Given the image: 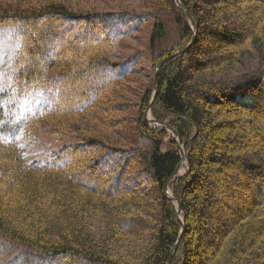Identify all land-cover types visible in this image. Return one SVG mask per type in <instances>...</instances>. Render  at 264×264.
<instances>
[{"label": "trees", "instance_id": "1", "mask_svg": "<svg viewBox=\"0 0 264 264\" xmlns=\"http://www.w3.org/2000/svg\"><path fill=\"white\" fill-rule=\"evenodd\" d=\"M73 2L0 4L3 252L9 264H167L182 223L164 186L181 155L146 111L158 62L193 28L175 0ZM181 3L196 39L159 71L151 110L188 161L170 183L185 223L171 264H264V0ZM145 28L146 49L122 57ZM39 134L48 148L32 161Z\"/></svg>", "mask_w": 264, "mask_h": 264}, {"label": "rangeland", "instance_id": "2", "mask_svg": "<svg viewBox=\"0 0 264 264\" xmlns=\"http://www.w3.org/2000/svg\"><path fill=\"white\" fill-rule=\"evenodd\" d=\"M25 1V0H24ZM71 2H73V0H70ZM118 1V2H117ZM120 1V2H119ZM123 1L125 0H75L76 3L73 2V4L75 6H78L80 9H92V10H104V9H117L118 7L121 6H127L129 5V2L127 3H123ZM17 2L21 3L23 2V0H0V4H8V5H15ZM190 21V20H189ZM169 32H171V36H176V26L173 25L170 27ZM147 33H148V29H141L138 33H136L135 38H133L132 40L129 41V45L128 47L121 53L122 57H126L129 55V53L133 52L136 49H146L147 46ZM1 32H0V73L2 72V70L4 69V64L9 60L10 58V52H6L2 49L3 47V38L1 36ZM167 44V43H166ZM170 44V43H168ZM167 44V45H168ZM6 46V44H5ZM7 47V46H6ZM142 69H144L143 71H140L139 73H141V75H139L140 77L142 75L145 76H150L149 71H150V62L147 59H143L142 60ZM143 79H147L142 77ZM149 79V78H148ZM257 122V121H256ZM259 122V121H258ZM243 124V123H242ZM250 126H253L252 124H249ZM248 126V125H243L242 127L244 129H246L248 132H250V134L254 133L252 128ZM48 127H40L41 130H45ZM258 136V134L255 133V137ZM253 137V136H252ZM251 143L253 145L256 144V140H250ZM48 148V139L46 138V136L39 134L38 137H33L31 139V143L28 144L27 149L24 151L25 155H28V157L32 160V161H39L40 159H42V156H44V152L46 151V149ZM5 148L4 146H2L0 144V158L3 156V154L5 153ZM188 163V161H187ZM187 163L186 164H181V167L178 171V173H185L187 170ZM217 165H213L212 169H214ZM212 174V172L210 173ZM215 178H220L219 175L214 174ZM170 188L172 189V187L170 186ZM249 191V190H248ZM250 192V191H249ZM9 243L7 242V239L4 238L1 234H0V255L1 253L4 251V249L6 250L5 247H9ZM14 247V246H12ZM16 248V247H14ZM17 249H20V251H23L22 247H19ZM9 256L6 255L4 252L3 254L0 256V264H9ZM11 264H21V262H18L16 260L11 261ZM24 264H27V262H25Z\"/></svg>", "mask_w": 264, "mask_h": 264}, {"label": "water", "instance_id": "3", "mask_svg": "<svg viewBox=\"0 0 264 264\" xmlns=\"http://www.w3.org/2000/svg\"><path fill=\"white\" fill-rule=\"evenodd\" d=\"M175 1H177V2L180 3V0H175ZM188 16L191 19V23L193 24V30L196 33L197 32V25L195 24L194 20L190 16V14H188ZM194 40L195 39L193 38L192 41L185 48H183L182 50L175 51L172 54L165 56L157 64L156 69H155V92L153 94L152 101L148 105L147 113H146V119L150 123H155L157 125L165 126L171 132V134L179 140V149H178V151L180 152V155H181V162H187L186 153H185V149H184V146H183V144H185V143H183V144L180 143V137H179V134H178L177 130L175 129V127H173L172 125L168 124L166 121L157 120V119H155V118L152 117V115H151V108H152V105H153L155 99L157 98V94H158V74H159V70L169 60H171V59H173L175 57H178V56L184 54L185 52H187L189 50V48L191 47V45L193 44ZM149 113H150V115H149ZM177 177H178V174H173L172 175L171 179H169V181L166 183V185L164 187V193H165V195L167 197H169L170 199H172L173 201H175L177 213H181V209H182L181 208L182 207L181 202L175 196H173L170 193V190H169V182H170V180L176 179ZM180 219H181V223H182V228L184 230L185 229L184 220H183V218H180ZM182 235H183V231L180 234V236L177 238V241L175 242V244H174V246H173V248H172V250L170 252V255H169V259L167 261V264H171L172 259H173V256H174V253H175V251H176V249H177V247L179 245V242H180V240L182 238Z\"/></svg>", "mask_w": 264, "mask_h": 264}, {"label": "bare ground", "instance_id": "4", "mask_svg": "<svg viewBox=\"0 0 264 264\" xmlns=\"http://www.w3.org/2000/svg\"><path fill=\"white\" fill-rule=\"evenodd\" d=\"M176 2H177V1H176ZM177 4L180 5V6L186 11L187 15L190 14V16L192 17V19L194 20V18H193V16L191 15V13H190V12L185 8V6L181 3V0H180V3L177 2ZM188 18H189V16H188ZM189 20H190V24H191V26H192V28H193V24L191 23V19L189 18ZM194 22H195V20H194ZM195 24L197 25L196 22H195ZM193 31H194V30H193ZM197 31H198V26H197ZM194 34H195V35H194L193 38L196 39V34H197V32H196V33L194 32ZM194 42H195V40H194ZM194 42H193V44H194ZM193 44H192V45H193ZM192 45H191V46H192ZM181 50H182V49H181ZM179 51H180V50H179ZM158 63H159V62H158ZM164 65H165V64H164ZM164 65H163V66H164ZM163 66H162V67H163ZM155 69H156V68H155ZM160 70H161V69H160ZM160 70H159V71H160ZM154 83H155V76H154ZM158 88H159V74H158ZM154 92H155V88H154ZM153 94H154V93H153ZM157 95H158V94H157ZM155 100H156V99H155ZM151 101H152V99H151ZM151 110H152V108H151ZM146 113H147V111H146ZM149 115H150V113H149ZM151 115H152V113H151ZM152 117H153V116H152ZM146 120H147V119H146ZM147 121H148V120H147ZM168 124H169V123H168ZM161 126H162V125H161ZM169 132H170V131H169ZM170 133H171V132H170ZM178 134H179V133H178ZM172 136H173V135H172ZM173 137H174V136H173ZM179 137H180V136H179ZM175 138H176V137H175ZM176 139H177V138H176ZM177 140H178V139H177ZM178 142H179V140H178ZM180 143L183 144V143L181 142V138H180ZM184 143H185V142H184ZM184 145H185V144H183V146H184ZM186 159H187V158H186ZM186 163H187V162H181V164H186ZM186 166H187V165H186ZM175 174H178V177H179V176L183 175L184 173H181V172H180V174H179V173L177 172V173H175ZM169 179H171V177H170ZM169 179H168V181H169ZM173 180H174V179L170 180V182H169V190H170V193L174 196L173 191H172V189L170 188V183H171V181H173ZM168 181H167V182H168ZM167 182H166V183H167ZM165 185H166V184H165ZM164 187H165V186H164ZM168 198H169V197H168ZM176 198H177V197H176ZM177 199H178V198H177ZM171 200H172V199H171ZM178 200H179V199H178ZM172 201H173V200H172ZM179 201H180V200H179ZM173 202L175 203V201H173ZM175 205H176V203H175ZM181 208H182V207H181ZM177 214L179 215L180 218H183V217H182V209H181V213H177ZM180 220H181V219H180ZM183 220H184V219H183ZM182 231H184L183 228H182V230H181V233H182ZM181 233H180V234H181ZM179 236H180V235H179ZM182 236H183V235H182ZM181 239H182V238H181ZM180 241H181V240H180ZM179 243H180V242H179ZM177 248H178V247H177ZM176 250H177V249H176ZM175 252H176V251H175ZM174 254H175V253H174Z\"/></svg>", "mask_w": 264, "mask_h": 264}]
</instances>
